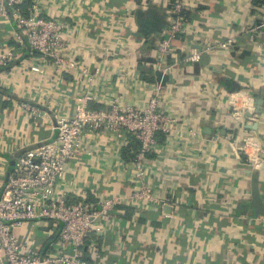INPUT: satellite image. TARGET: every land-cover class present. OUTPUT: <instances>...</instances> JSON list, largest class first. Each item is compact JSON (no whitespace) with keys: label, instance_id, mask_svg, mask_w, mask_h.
I'll return each mask as SVG.
<instances>
[{"label":"crops","instance_id":"1","mask_svg":"<svg viewBox=\"0 0 264 264\" xmlns=\"http://www.w3.org/2000/svg\"><path fill=\"white\" fill-rule=\"evenodd\" d=\"M190 4L189 29L170 39L166 0H78L69 5L73 18L65 19L64 38L85 75L66 72L56 82L53 68L25 51L10 74L0 73L2 87L13 79L15 96L33 97L39 106L51 97V111L69 110L87 88L98 108L115 99L144 106L160 84L156 72L167 77L158 105L176 122L168 124L170 135L158 134V154L149 160L155 204L132 201L129 177L138 148L130 137L91 140L65 175L72 202L121 198L108 224L95 228L82 248L88 263L264 264V0ZM161 43L171 48L162 58ZM4 45L14 44L0 24V51ZM195 50L200 60L185 62ZM47 126L9 100L0 103V155L8 166H0V181L14 164L15 148L46 138ZM189 130L200 140L193 157L182 147ZM18 234L47 247L57 230L41 222Z\"/></svg>","mask_w":264,"mask_h":264},{"label":"built area","instance_id":"2","mask_svg":"<svg viewBox=\"0 0 264 264\" xmlns=\"http://www.w3.org/2000/svg\"><path fill=\"white\" fill-rule=\"evenodd\" d=\"M77 1L0 0V24L10 30L14 44L4 45L0 51V73L10 74L20 63V52L25 51L51 66L56 82L66 72L79 71L85 75L87 70L68 55L72 52V44L64 38L69 27L65 19L73 18L69 5ZM166 3L171 20L165 31L170 39L180 38L190 25L182 13L192 4L190 0H176L173 4L166 0ZM55 6L58 15L52 16L50 9ZM170 50L165 43L159 45L161 58ZM200 56L195 50L185 55L184 60L196 63ZM13 83V79L5 81L7 86L2 87L4 82H0V103L9 100L17 111L31 118L44 119L48 126L46 138L15 148L14 164L0 181V264H102L99 258L96 262H86L82 248L92 243L91 238L99 232L95 228L108 224L121 198L117 195L96 203L85 199L72 202L71 189L63 180L78 156L89 149L91 140L103 136L117 140L130 137L139 144L129 177L134 185L132 201L139 207L155 204L154 190L148 181L149 160L158 154V134L170 135L168 124L176 122L165 117L159 108L162 87L158 85L144 106H121L115 99L103 104L102 108L94 106V92L87 88L73 98L69 110L51 111L48 109L53 101L51 97H45L46 103L39 106L33 97L15 96ZM6 87L9 93L5 92ZM234 115L240 118L241 113L234 110ZM187 135L182 147L187 157H193L196 154L194 144L200 140L194 130H189ZM238 149L242 154L247 153L244 145ZM0 166L8 167L2 155ZM41 222L50 223L57 230L55 240L47 247L28 234L24 238L18 234L26 224Z\"/></svg>","mask_w":264,"mask_h":264},{"label":"trees","instance_id":"3","mask_svg":"<svg viewBox=\"0 0 264 264\" xmlns=\"http://www.w3.org/2000/svg\"><path fill=\"white\" fill-rule=\"evenodd\" d=\"M175 1H176V0H169V3L173 4ZM182 16H183L184 18L187 19L188 16H189L188 11H183ZM135 147H136V148H139V144H138L137 142H135ZM137 150H138V149H137Z\"/></svg>","mask_w":264,"mask_h":264},{"label":"water","instance_id":"4","mask_svg":"<svg viewBox=\"0 0 264 264\" xmlns=\"http://www.w3.org/2000/svg\"><path fill=\"white\" fill-rule=\"evenodd\" d=\"M156 77L157 80L160 81V84H163L167 79V77L163 76L160 72H156Z\"/></svg>","mask_w":264,"mask_h":264}]
</instances>
